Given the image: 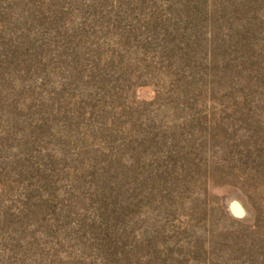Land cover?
<instances>
[{"label":"rangeland","instance_id":"rangeland-1","mask_svg":"<svg viewBox=\"0 0 264 264\" xmlns=\"http://www.w3.org/2000/svg\"><path fill=\"white\" fill-rule=\"evenodd\" d=\"M0 264H264V0H0Z\"/></svg>","mask_w":264,"mask_h":264}]
</instances>
